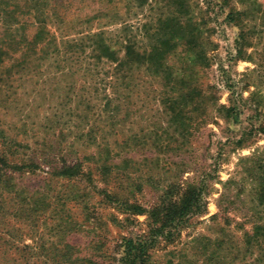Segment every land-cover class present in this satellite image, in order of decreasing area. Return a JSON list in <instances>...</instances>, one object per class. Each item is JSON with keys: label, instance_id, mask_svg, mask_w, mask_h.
Masks as SVG:
<instances>
[{"label": "rangeland", "instance_id": "374dc122", "mask_svg": "<svg viewBox=\"0 0 264 264\" xmlns=\"http://www.w3.org/2000/svg\"><path fill=\"white\" fill-rule=\"evenodd\" d=\"M42 1L51 44L0 83V152L17 166L0 165V264H122L123 239L148 231L136 208L188 184L201 211L149 264H264V0ZM23 2L0 10L31 34ZM167 17L186 39L158 30ZM128 39L144 61L116 70Z\"/></svg>", "mask_w": 264, "mask_h": 264}, {"label": "trees", "instance_id": "16d2710c", "mask_svg": "<svg viewBox=\"0 0 264 264\" xmlns=\"http://www.w3.org/2000/svg\"><path fill=\"white\" fill-rule=\"evenodd\" d=\"M42 4V0H24L23 2V7L26 9L24 10V13H35V30L31 34L26 33V28L23 23L21 24L20 21H15L13 10L4 9L3 12L0 10V19L2 20L0 22L4 26L0 40V83H5L6 85L9 78L19 75L26 67H29L30 64L33 63V58L39 56L38 52L36 55L35 51L37 44H45L43 47H41V49L51 44L52 38H47L49 32L46 28V18L42 9ZM138 4L141 5L142 0H139ZM13 6L15 8L16 6L19 7L17 4H13ZM229 16H231L230 13ZM11 20H13V22L15 21L14 23H19V27H14V25H12L13 22L11 23ZM158 22V30H160V27L164 30L174 27L176 30L175 32L178 34H172L171 37L176 36L182 40L186 39L183 31L185 30L183 29L185 26L181 24L177 17L159 19ZM178 29L182 30V32H179ZM98 35L99 33L95 36ZM86 38L90 41V45H93V47L99 50V54H96L98 59L100 56H105L111 63L117 60L115 52L103 42L102 38L94 39V35H92L91 37L84 36L80 39ZM169 38L170 37L160 40V44L166 46ZM130 41L129 39L125 41L127 42L124 47L125 59L120 60L116 64V70L117 66L120 69L129 61H137L138 63L144 61L145 52L135 50L133 44L130 43ZM187 41H190V39H187ZM75 45L76 44H73V46L68 44V47L69 49L73 50L78 47V45ZM161 54L162 53L157 54L158 56H154L155 59L157 58L156 62H158V60L161 58ZM14 143L15 147L19 145L18 143L16 144V142ZM0 165L10 168L17 167L7 161V158L3 152H0ZM67 169L68 168L63 169V171L60 172V175L73 176L74 172H71ZM257 193L258 199L264 200V185L260 186ZM202 194L203 189L200 185L188 184L181 193L178 200H171L167 198L147 211L137 207L135 210L136 213L145 212L147 215L148 231L144 236L123 239V251L120 262L122 264H149L150 254L148 251L153 248L159 237L164 240L171 239L170 236L174 234L175 229L178 228L179 225L182 224L189 215L197 214L201 211V206L203 205ZM258 235L264 236V228H254V236L257 237Z\"/></svg>", "mask_w": 264, "mask_h": 264}]
</instances>
